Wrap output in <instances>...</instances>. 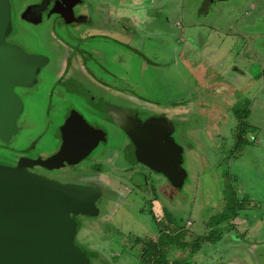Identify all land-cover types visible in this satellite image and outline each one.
<instances>
[{
  "label": "rangeland",
  "instance_id": "374dc122",
  "mask_svg": "<svg viewBox=\"0 0 264 264\" xmlns=\"http://www.w3.org/2000/svg\"><path fill=\"white\" fill-rule=\"evenodd\" d=\"M145 1L131 0L127 10L123 0H8L6 42L37 70L23 68L10 85L23 107L0 138V160L30 149L35 161L51 163L67 121L80 117L98 146L78 162L36 169L78 190L86 207L95 195L97 215L74 221L87 264H144L135 239L163 235L153 215L166 231L173 218L187 242L216 229L225 238L230 222L215 227L224 212H241L247 240L263 242L241 264H264V0H215L207 15L205 0H151L145 35L107 24L144 14ZM134 112L137 124L176 148L181 180L134 163L120 126ZM229 244L197 264L232 263ZM88 251L103 256L89 260Z\"/></svg>",
  "mask_w": 264,
  "mask_h": 264
},
{
  "label": "water",
  "instance_id": "95a60500",
  "mask_svg": "<svg viewBox=\"0 0 264 264\" xmlns=\"http://www.w3.org/2000/svg\"><path fill=\"white\" fill-rule=\"evenodd\" d=\"M212 3L205 0L201 12L206 13ZM8 5V0H0V138L5 137L23 107L10 85L21 77L23 68L37 70L34 62L23 65L21 52L6 42L11 30ZM73 120V129L68 132L71 136L51 163L22 159L17 167L0 164V264H87L75 246L73 219L87 213L82 194L26 168L38 165L54 169L63 162H78L98 146L96 131L80 117ZM120 126L133 141L136 161L166 173L172 181L180 177L173 157L176 148L158 140L155 127H137L128 118Z\"/></svg>",
  "mask_w": 264,
  "mask_h": 264
},
{
  "label": "crops",
  "instance_id": "0c3cea01",
  "mask_svg": "<svg viewBox=\"0 0 264 264\" xmlns=\"http://www.w3.org/2000/svg\"><path fill=\"white\" fill-rule=\"evenodd\" d=\"M128 1H131V0H128ZM133 1L134 0H132V3H133ZM172 1L173 2H176L175 0H172ZM145 5H146V9H145L146 12L144 14L143 13L142 14H137L136 17H138V18L135 21L137 23V26L136 27L143 28L144 25H145V28L146 29H149L148 27L150 26V24L148 23V21L150 20V17H151L150 16V10L151 9L149 8V7H151V0L145 1ZM140 7L142 8V6H140ZM144 21H145V23H144ZM107 24L109 25V27L112 24V25H114V29L116 31L123 32L122 30H120V28L118 27V25L116 23L107 22ZM104 27H106V21H105ZM98 28L99 27H95L94 24H92V28L91 29H94V32H98L97 31ZM124 28L125 27L123 26L122 29L124 30V33L129 35V31L127 30V28H125V29ZM109 34H110V36L112 38L113 37V34L111 32H109ZM116 43H117V45L122 46L121 49H123V48H129L128 47L129 44H126V46H125L122 42H120V39L119 38H117ZM130 49H131V47H130ZM131 51H136V50L131 49ZM139 55L142 56L143 53H140ZM102 56H104V55H102ZM147 66L149 67V64H147ZM147 70H149V69H147ZM219 86H222V89L225 87V85H219ZM227 212H232V211L231 210H228ZM97 213L98 212H97V209H96V213H95L94 216H96ZM224 213H226V212H224ZM240 213L241 212H236L235 213L236 216H234V214H233L234 218L231 219L230 224L226 225V228L228 227L229 229H228V232H227L225 238H223V235H222L220 237V239H218L214 243H205L201 247L202 250H199L196 254H193V249L191 250L192 252H189V253L185 251V249L187 247H191L192 248V246H190L189 243H193V242H187L186 241V235H185L186 234L185 233L186 230H181L182 228L177 227L175 225L173 226V224H171L172 225L171 226V229L172 230L169 229V231H166V225H165V223L164 222H160L159 220L155 219V217L153 215L152 217L155 220L157 226H159V224H162L163 223V227L160 228V230L163 231V235H162V237H159L157 243H154V244H158L159 245L160 243H163V245H164V240L165 239H168V236L167 235L168 234H171V238H169V240H173L175 242V243H173V247L172 248H166V247L163 246V250H164L163 252L166 255H168V253H170L172 250L175 251L176 254L174 255V258L172 257V253H170V255L168 257L171 260V262H174V261L176 262L177 261L179 264H197V260L199 259V256H200L201 259L203 258V260L204 259L206 260L207 258L211 257L216 251H218V249L216 248V246H220L218 248H221V249L226 250L227 243L229 244V242H231V244H229L227 246V249L230 250L229 251V255H231V261H232V263H230V264H241L240 261L244 259V258H242V255L241 254H244L245 253V254L248 255V256L246 255L247 257H255V255H256V253L258 251V245L257 244H261L263 242H261V241H260V243L257 242V241L255 242L254 239L247 240L248 238H246V237L248 235V230L249 229H248L247 226H245L242 223V221H240V219H239V214ZM223 215L224 214H222L221 217ZM228 216H230V213L228 214ZM220 221H222V222H220ZM219 222L221 223V225L222 224L224 225L225 222L228 223L229 221H226V219H224V220L220 219L217 223H219ZM217 223L215 224V227H217ZM158 229H159V227H158ZM172 234H173V236H172ZM232 234H234V235H232ZM187 237H189V236L187 235ZM196 239H194V241ZM136 240L137 239H135V241ZM143 240H146V239H143ZM148 240H151L152 241V239H148ZM184 243L186 245L185 248L183 247V244ZM224 243H226V244H224ZM131 244H132V246L134 248V239L130 243V247H131ZM82 246H85V245H82ZM143 246L144 245H142L141 248L139 249L140 253H141V250H142ZM204 247H205V249H204ZM168 249H169V252H167ZM94 254L95 255L96 254H99V257H100V254L102 255L101 252H91V251H88L89 260H90V256H92ZM140 256H141V254H140ZM234 256H237L238 257V259H239L238 260V263H237V261H234L233 260L234 259ZM211 259H212V257H211ZM103 260H105L104 257H103ZM219 263H220L219 261L214 260V263L213 264H219ZM228 264H229V262H228ZM244 264H247V262L245 261Z\"/></svg>",
  "mask_w": 264,
  "mask_h": 264
},
{
  "label": "flooded vegetation",
  "instance_id": "af4514ba",
  "mask_svg": "<svg viewBox=\"0 0 264 264\" xmlns=\"http://www.w3.org/2000/svg\"><path fill=\"white\" fill-rule=\"evenodd\" d=\"M124 1V3L122 2V4L124 5V6H126L125 7V9H127V10H130V8L128 7L129 5H128V2H130V1H128V0H123ZM215 2V0H213V3ZM212 3V4H213ZM210 7V6H209ZM209 10H210V8L208 9V11L206 12V13H202V15L203 14H205V15H207L208 13H209ZM137 16V14L135 15V17H132V18H122V17H120L122 20H121V23L122 24H119V22L117 23L118 25H120V26H124L125 28H127V30L129 31V35L128 34H125L124 33V30L123 29H120V30H122L123 31V34L125 35V36H131V35H133L134 34V32H136V31H138V32H140L142 35H145V32H146V28H145V25H144V27L143 28H138V27H136L137 26V23H136V19L138 18V17H136ZM33 20L35 21V19L33 18ZM124 20L125 21H127L128 22V24H126L125 22H124ZM146 21V20H145ZM145 21H144V23H145ZM149 23V22H148ZM124 28V29H125ZM145 31V32H144ZM145 38V36L143 37V39ZM128 116H129V119L131 120V122H132V124H134L135 126H137V127H142V126H144V125H140V124H137L136 123V121L135 120H133V117L135 116L136 117V113L134 112V114L133 115H129L128 114ZM73 122H74V120L73 119H71V120H69V121H67V125H66V127H64L65 128V130H64V135H65V132H66V137L65 136H61L60 135V137H61V139H60V141L62 142L61 143V146H60V148H59V150L57 151V153H56V155L61 151V149L63 148V145L65 144V141H66V139L68 138V137H70L71 136V132L70 133H68L69 132V130L70 129H73L72 127H73ZM153 124V123H152ZM147 125H150V124H147ZM95 131V130H94ZM123 131V130H122ZM127 137L130 139V144L133 146V147H131V151H132V156H133V159L132 160H134V163L135 164H140V165H142V166H144V167H146L147 169L149 168L148 166H146V165H144V164H142V163H140V162H138V161H136L135 160V152H136V149H135V146H134V144H133V141L131 140V138L127 135ZM63 144V145H62ZM0 146H6V145H2V144H0ZM14 157H13V159L11 160H9L8 162L7 161H1L0 160V164L1 165H5V166H8V167H17L18 166V164H19V162L22 160V159H30V160H35V158L33 157V155H32V153H31V151H30V149H27L26 151H22V152H20L19 154H15V155H13ZM10 158H12V157H10ZM66 162H63L61 165H64ZM33 167V168H32ZM26 166V168H27V170L29 171V172H31V173H34V174H36V175H39V176H42V177H46V178H49V176L47 175V174H44L43 172H41L39 169H36V167H37V165H34V166ZM43 168V167H42ZM96 169H98L99 170V168L98 167H96ZM150 170V169H149ZM50 179V178H49ZM52 180V179H51ZM54 181V180H53ZM56 182V181H55ZM144 186L145 187H143V189L144 190H146L147 188H149L146 184H144ZM93 199H94V202H93V206H94V208H95V211H96V206H95V204H96V198H94V196H93ZM92 206V207H93ZM86 210H87V207H86ZM87 215H89V216H94V215H91V214H88V213H86V214H82V215H74L73 216V219H74V221L75 220H82V218H85V217H87ZM76 233H78V232H76ZM75 233V240L77 241V234Z\"/></svg>",
  "mask_w": 264,
  "mask_h": 264
},
{
  "label": "trees",
  "instance_id": "16d2710c",
  "mask_svg": "<svg viewBox=\"0 0 264 264\" xmlns=\"http://www.w3.org/2000/svg\"><path fill=\"white\" fill-rule=\"evenodd\" d=\"M245 126V129H247V123L245 122L244 124H242ZM244 129V130H245ZM244 130L242 129V133H244ZM240 141H242L244 143V137L240 136L239 138ZM95 198V195H93ZM94 199L90 198V202L89 205L87 206V213L93 215L94 214V206L92 209L91 204H93ZM236 213V212H235ZM234 213V216H236V214ZM224 215L222 216V220L226 219V221H231V219L234 218L233 215L228 216L227 213H223ZM168 219L171 218V216L167 217ZM172 224L175 225V221L172 218ZM222 222V221H220ZM217 223V227H219L221 225V223ZM183 230V229H181ZM217 229L215 230L214 233L211 232V234H209L207 237H199L197 238L195 241H193V243H189L190 246H192L193 249V254H196L199 250H201L202 245H204L205 243H214L216 242L218 239H220V237L222 236V234H218L216 236ZM173 235V234H172ZM168 238H171V234L167 235ZM170 236V237H169ZM135 242L138 243H142L143 248L141 250V260L144 262V264H179L177 261L175 262H171V260L168 258V255H166L163 251V246L168 248L169 245H173V243H175L173 240H169V239H165L164 240V245L163 243L158 244H154L153 241H149V240H139L137 239ZM186 246L185 243L183 244V247ZM185 248V247H184ZM183 248V249H184Z\"/></svg>",
  "mask_w": 264,
  "mask_h": 264
}]
</instances>
